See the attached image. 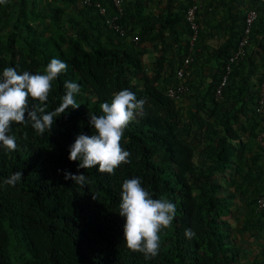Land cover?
Masks as SVG:
<instances>
[{"label": "trees", "instance_id": "obj_1", "mask_svg": "<svg viewBox=\"0 0 264 264\" xmlns=\"http://www.w3.org/2000/svg\"><path fill=\"white\" fill-rule=\"evenodd\" d=\"M80 1L0 4V74L7 67L43 73L53 58L65 62L67 70L52 83L47 112L59 107L66 81L80 86V106L54 117L51 132L41 135L30 124L14 122L9 135L18 150L9 153L0 145V264H264V144L258 140L264 106L257 110L264 56L261 69L250 59V47L264 49L261 0H231L237 15L233 3L225 4L229 0L207 2L194 62L183 78L178 71L191 40L186 16L192 0H169L158 17L149 10L151 0H124L118 16L121 26L131 28L128 35L108 24L117 13L113 0L82 7ZM221 1L225 19L212 26L215 20L207 17ZM252 9L259 14L246 57L228 73ZM221 33L224 40L218 39ZM150 47L157 55L152 68L144 61ZM123 89L146 101L121 141L131 162L115 174L78 169L80 162L69 159L70 146L79 134L94 133L89 113L102 115L100 105ZM36 103L30 100V107ZM58 170L83 173L88 183L65 181ZM16 171L23 172L21 180L5 184ZM132 178L152 198L176 205L152 259L124 241L119 204L122 184ZM187 229L195 235L187 237Z\"/></svg>", "mask_w": 264, "mask_h": 264}, {"label": "clouds", "instance_id": "obj_2", "mask_svg": "<svg viewBox=\"0 0 264 264\" xmlns=\"http://www.w3.org/2000/svg\"><path fill=\"white\" fill-rule=\"evenodd\" d=\"M4 3L6 0H0V4ZM118 14L117 11L115 15ZM123 28L128 35L131 28ZM138 41L139 38L136 42ZM67 67L65 62L53 58L43 73L33 74L28 71L19 73L16 68L7 67L0 74V145L7 152L18 150L16 137L9 135L14 122L30 124L42 135L46 130L52 131L54 117H60L67 110L80 106L75 100V95L80 92V86L75 82L66 81L65 95L59 107L51 112L46 111L52 83L67 70ZM30 100L38 103L30 107ZM145 103L144 99L138 100L128 89L114 93L110 103L104 102L100 105L102 115L89 113L94 133L92 135L81 133L76 137L70 146L69 159L80 162L78 169L98 167L99 172L108 174H115L116 169L122 164H129L131 154L121 146V141L130 122L143 115ZM58 171L62 172L65 181L72 180L81 186L88 183V177L83 173ZM23 175L22 171H16L4 183L15 186ZM119 215L125 218L123 233L127 248L142 253L145 259H152L159 254L161 230L171 226L176 215V205L166 198H152L142 186L140 179L132 178L122 184ZM185 235L191 238L195 233L187 229Z\"/></svg>", "mask_w": 264, "mask_h": 264}, {"label": "built area", "instance_id": "obj_3", "mask_svg": "<svg viewBox=\"0 0 264 264\" xmlns=\"http://www.w3.org/2000/svg\"><path fill=\"white\" fill-rule=\"evenodd\" d=\"M209 1L210 0H192L193 5H191L187 11L186 17H187V22L191 30V40H190V45L188 49V54L184 60V67L178 71L179 78H183L186 76V74L189 75L190 73L186 70H188L190 68L191 63L194 62V51H195V48L197 47V43L199 42L200 33L203 30V23L200 19V14L204 10L206 3ZM80 3L81 5H84V4L90 5L91 1L81 0ZM261 3L264 5V0H261ZM113 4L115 8L117 9L118 13L122 14L124 10V0H113ZM101 12L105 13V9H102ZM258 14L259 13L256 9H252L248 12L247 18H246V27H245L244 35L238 45L237 52L230 58L229 66L227 67L228 73L231 71L232 64L239 63L240 61L245 59L246 54H247L246 47L248 46L250 42L251 30H252V27L255 21L258 18ZM118 15H115L113 16L111 20H108V24H110V26L113 29H116L118 32H121L123 35H125L126 31L119 24L120 16ZM135 40L137 41L138 38H136ZM227 79H228V76H225L220 86L216 90V96L218 99L222 97V93L226 85ZM171 95L176 96V98L180 97L179 94L174 93L173 91ZM263 106H264V80L261 86L260 100H259V105L257 109L258 112L262 111ZM258 138H259L258 140L262 142V144H264V133ZM259 204L261 208H264V199H261L259 201Z\"/></svg>", "mask_w": 264, "mask_h": 264}, {"label": "crops", "instance_id": "obj_4", "mask_svg": "<svg viewBox=\"0 0 264 264\" xmlns=\"http://www.w3.org/2000/svg\"><path fill=\"white\" fill-rule=\"evenodd\" d=\"M220 4L222 6L219 7L220 9L216 12V14L214 16L207 17V19L215 20V21L211 22L212 26H216L215 24L217 22H220V21L225 19L224 17H225V15L227 13V10H226L225 5H223L222 1L220 2ZM225 4H227V6L232 4L231 7H232L233 14L237 15V13H238V11H237V3H234L233 1L229 0V1H226ZM168 7H169V0H151V2L149 4L150 12L153 13L157 17L160 16L162 11L168 9ZM241 9L246 10V4H242L241 5ZM204 17H205V15H203V16L200 15L201 21L203 19H205ZM213 22H214V24H213ZM203 29H204V25H203ZM222 37H223V34L221 33L219 35L218 39L224 40V39H222ZM210 42L214 43V42H217V41H210ZM250 49H251L250 53L252 54V55H250V59H252V61L254 60V62L256 63L255 66L256 67L258 66L257 69H261L263 67V65H261L260 61H261V59L264 56V49H262L261 47H259L257 45L256 46L254 45V46L250 47ZM156 57H157L156 53L150 47V48L147 49V53L145 54L144 61L150 68H152L153 65H154V62L156 60ZM250 64H251V62H249V67H250ZM258 71H260V70H258ZM260 72L263 73L262 71H260ZM260 93H261V87H260Z\"/></svg>", "mask_w": 264, "mask_h": 264}, {"label": "rangeland", "instance_id": "obj_5", "mask_svg": "<svg viewBox=\"0 0 264 264\" xmlns=\"http://www.w3.org/2000/svg\"><path fill=\"white\" fill-rule=\"evenodd\" d=\"M81 7H82V5H81Z\"/></svg>", "mask_w": 264, "mask_h": 264}]
</instances>
